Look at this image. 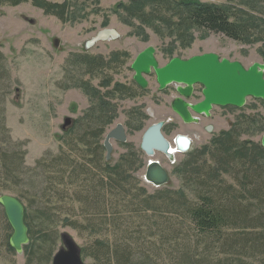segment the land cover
Returning <instances> with one entry per match:
<instances>
[{
  "label": "rangeland",
  "instance_id": "374dc122",
  "mask_svg": "<svg viewBox=\"0 0 264 264\" xmlns=\"http://www.w3.org/2000/svg\"><path fill=\"white\" fill-rule=\"evenodd\" d=\"M51 1L58 3L69 1L70 15L66 21L47 15L32 1L17 6L0 4V78H3L0 80V97L5 99L6 122L13 141L27 142V154L23 166L17 172L20 176L17 184L14 185L12 181L11 187L5 189L4 174L0 170V196L9 194L21 199L29 206L32 220L39 208L51 209L52 220L45 229L57 234L55 252L63 246L61 236L64 233L75 240L82 253V249H89L96 239L112 241L123 235L117 231L119 230L117 226V230H114V221L132 223L133 226L137 224L135 222L137 214L129 206L130 203H136L139 197L136 188H131V193L117 204L109 201L107 215L103 216L107 225L100 234L87 226L91 217L86 208L83 210V203L78 201L82 198L78 195L82 190L81 186L92 178L93 181L97 180L96 183L100 182L103 173L86 162L87 158L83 156L85 147L79 144L77 136L88 128L87 123L90 126L93 114L89 110L94 108L98 100L79 84L75 85V81L91 82L99 90V96L109 101L115 110L117 117L99 137L100 144H105L108 132L118 123H122L126 128L127 141L122 144L111 140L113 149L108 154L105 147L103 160L105 158L114 165L121 155L136 148L142 153L144 162V166L135 173L139 178L137 188L145 189L150 195L158 192L183 191L192 197L191 184H187L183 171L179 173L182 163L190 154L204 147L214 150L213 139L233 125L239 124V141L249 140L254 144H261L264 127L258 125L259 116L264 118V100L248 98L241 108L215 106L210 117L202 116L200 124L184 123L171 110L170 105V100L177 95L174 90V85H177L172 84L163 90L164 92H160L153 72L148 76L149 86L142 89L134 83V71L130 65L139 52L152 45L156 48V57L161 66L174 57L187 59L194 55L214 52L221 58L240 61L245 67H249L255 62L264 63V39L244 43L220 33L193 28L190 30L192 41L184 44L177 33L172 32L164 24L157 22L154 25H146L127 16L122 4L129 5L132 0ZM188 1L213 3L233 10L248 11L256 16L264 27V0ZM106 29L115 31L117 35L115 37L111 35L104 41L91 42ZM255 32L264 36V29ZM118 50L130 55V59L123 67L113 64L108 70L93 73L86 71L85 64L77 62L73 66L76 53L107 58ZM1 64L4 67H1ZM107 79L112 81L108 87L105 85ZM117 82L130 86L132 95L119 93L109 95L107 91ZM195 89L193 102L203 99L202 86L196 85ZM163 93H167L168 96ZM67 117L72 118L73 122L64 130L62 126ZM169 118L172 120L168 122L166 120L163 132L173 149L176 147L178 135L188 136L189 149L182 153L174 152L172 159L161 152L148 157L140 149L144 132L151 124ZM46 153H51L53 157L64 154L63 158L70 157L74 162H79L78 165L84 164V172H80L79 176L76 174L77 178L64 179L61 183V166L68 170L66 165L60 164L57 169L50 172L46 166L43 168V165L36 168L37 160ZM206 158L209 159V155ZM150 160L160 162L167 169L170 176L167 184L156 187L146 181L145 172ZM205 161L201 160L202 163ZM231 183L235 188L242 189L236 181ZM163 216L167 217V214L164 213ZM32 224L37 233L41 228L38 221L33 220ZM8 233L10 238L13 229L11 227V232L7 229L0 215V264H26L27 256L24 251L18 253L15 250V253H11L6 249ZM134 240H131L132 243ZM50 246L48 244L46 252L50 251ZM162 251V255L169 257L165 250ZM82 258L86 264H94L92 258L83 256ZM46 260L45 257L41 264H52V259L49 263Z\"/></svg>",
  "mask_w": 264,
  "mask_h": 264
},
{
  "label": "trees",
  "instance_id": "16d2710c",
  "mask_svg": "<svg viewBox=\"0 0 264 264\" xmlns=\"http://www.w3.org/2000/svg\"><path fill=\"white\" fill-rule=\"evenodd\" d=\"M30 1L47 15H53L63 22L69 18V1L58 3L51 0H0V4L17 6ZM122 5L127 16L146 25L157 22L164 24L172 32H176L184 44L192 41L190 30L193 28L220 33L244 43L264 39L263 34L255 32L264 29L256 16L248 11L233 10L223 5L188 0H132L129 5ZM129 59L130 55L121 50L112 52L107 58L76 53L73 66L77 62L85 64L86 71L97 73L112 68L113 64L123 67ZM1 67H4L3 64ZM111 83L107 79L105 85L108 87ZM78 84L91 92L98 102L89 110L93 114L90 126L87 123L88 128L77 139L85 147L83 156H86V162L103 173L100 182L90 179L81 186L82 190L78 195L82 198L78 201L83 203V210L86 208L91 217L87 226L100 234L107 225L103 216L107 215L110 200L117 204L131 193V188H136L139 197L136 203H130V206L127 203L137 214V224L133 226L132 223L114 221V230H117V226V231L123 235L112 241L96 239L89 249H82L83 257L92 258L94 264H264L262 142L254 144L249 140L239 141V124L233 125L213 139L214 150L204 147L190 154L182 163L179 173L183 171L187 184H191L192 197L183 191L150 195L145 189L137 188L139 178L135 173L144 166V162L142 153L136 148L121 155L114 165L105 158L103 160L105 146L100 144L99 137L117 116L110 102L99 96V90L91 82L75 81V85ZM131 89L130 86L117 82L107 92L109 95L119 93L131 96ZM0 98V170L4 174V188L8 189L12 181L15 185L20 178L17 172L24 164L27 142L13 141L6 122L5 99ZM258 126L264 127V118L261 116ZM63 155L53 157L51 153H46L37 160L36 168L43 165L50 172L60 164L66 165L68 170L61 166V183L64 179L77 178L76 174L79 176L80 172H84V164L78 165L79 162H74L70 157L65 159ZM207 155L209 159L206 158ZM202 159L206 161L202 163ZM231 181H236L242 189L235 188ZM24 206L30 238L29 244L24 246L26 264H41L45 257L49 263L55 252L57 238V234L45 229L52 220L51 209L39 208L33 218L41 227L36 233L29 206ZM164 213L167 217L163 216ZM0 215L11 232L1 204ZM10 238L8 233L5 246L9 252L15 253ZM133 239L134 243L131 241ZM48 244L51 249L46 252ZM162 250L169 257L162 255Z\"/></svg>",
  "mask_w": 264,
  "mask_h": 264
},
{
  "label": "water",
  "instance_id": "95a60500",
  "mask_svg": "<svg viewBox=\"0 0 264 264\" xmlns=\"http://www.w3.org/2000/svg\"><path fill=\"white\" fill-rule=\"evenodd\" d=\"M111 35L115 37L117 33L110 29L103 30L91 42L104 41ZM132 69L135 72L134 80L141 88L148 87L147 76L153 71L161 90L176 84L179 95L173 99L171 106L188 124L199 122L203 115L210 117L215 106L241 108L248 98L264 100V63L261 62L245 67L240 61L221 58L217 53L208 52L187 59L174 57L161 66L156 57V48L151 45L136 56ZM196 85L203 87V99L193 102ZM72 122V118L67 117L63 129L66 130ZM165 124L164 120L157 121L144 132L140 146L148 157L161 152L171 158L174 152L181 150L182 145H187L188 148L189 141L185 139V142L182 136H178L176 147L173 149L163 132ZM111 139L121 142L127 140L123 124H118L108 133L104 144L108 154L113 149ZM261 142L264 146V135ZM169 177V172L160 162H148L145 172L148 183L160 187L168 183ZM0 204L13 229L10 244L18 253H22L24 246L30 242L29 228L25 221V206L19 198L9 194L0 196ZM61 238L63 246L53 254L52 264H86L81 248L75 240L67 233L62 234Z\"/></svg>",
  "mask_w": 264,
  "mask_h": 264
},
{
  "label": "flooded vegetation",
  "instance_id": "af4514ba",
  "mask_svg": "<svg viewBox=\"0 0 264 264\" xmlns=\"http://www.w3.org/2000/svg\"><path fill=\"white\" fill-rule=\"evenodd\" d=\"M139 53H140V52H139ZM139 53H138V54H139ZM86 54H87V53H86ZM138 54H137V55H138ZM94 56H98V55H94ZM135 58H136V57H135ZM135 58H134V60H135ZM134 60L132 61L131 65H130V68H131V69H132V64H133ZM242 64H243V63H242ZM132 70H133V69H132ZM133 71H134V70H133ZM153 72H154V71H153ZM153 72H152V73H153ZM152 73H151V74H152ZM134 74H135V72H134ZM155 75H156V74H155ZM148 76H149V75H148ZM148 76H147V80H148ZM133 80H134V76H133ZM134 83L137 84V83L135 82V80H134ZM137 85H138V84H137ZM138 86H139V85H138ZM148 86H149V85H148ZM169 86H170V85H169ZM139 87H140V86H139ZM195 87H196V86H195ZM140 88H141V87H140ZM166 88H167V87H166ZM166 88H165V89H166ZM142 89H145V88H142ZM165 89H162V90H161V89L159 88L160 92H164L163 90H165ZM174 90H175V92H176V94H177L175 97H177V96L179 95V93L177 92V86H175V85H174ZM195 90H196V89H195ZM195 90H194V93H195ZM202 90H203V87H202ZM194 93H193V95H194ZM163 94H165V96H168L167 93H163ZM202 95H203V93H202ZM175 97H173V98L170 100V105H171V103H172V101H173V99H174ZM171 110L173 111L172 106H171ZM177 116H178V115H177ZM178 117H179V116H178ZM179 118H180V117H179ZM180 119H181V118H180ZM201 119H202V116L200 117L199 122H194V123H199V124H200ZM166 120H167V122H168V121H171L172 119L169 118V119H165V121H166ZM181 121L184 122L182 119H181ZM184 123H185V122H184ZM118 124H122V123H118ZM118 124H117V125H118ZM166 124H167V123H166ZM166 124H165V126H166ZM117 125H116V126H117ZM116 126H115V127H116ZM123 126H124V125H123ZM115 127H114V128H115ZM124 127H125V126H124ZM207 127H208V126H207ZM207 127H206V130L209 131V130L207 129ZM114 128H113V129H114ZM111 130H112V129H111ZM111 130H110V131H111ZM125 130H126V128H125ZM163 130H164V129H163ZM110 131H109V132H110ZM109 132H108V133H109ZM211 132H212V131H211ZM126 135H127V133H126ZM107 136H108V134H107ZM107 136H106V139H107ZM178 136H179V137L182 136L184 141H185V139H186V141H187V142L189 141V143H190V140H189L188 136H185V135H178ZM178 136H177V137H178ZM111 140H115V141L120 142V143H122V144L125 143V142L127 141V140H126L125 142H121V141H118V140H116V139H111ZM186 141H185V142H186ZM140 145H141V143H140ZM104 146H105V145H104ZM189 147H190V144H189ZM189 147H188V149H189ZM140 149H141V146H140ZM188 149H187V150H188ZM141 151L144 152L142 149H141ZM177 153H182V152L177 151ZM144 154H145V152H144Z\"/></svg>",
  "mask_w": 264,
  "mask_h": 264
},
{
  "label": "bare ground",
  "instance_id": "6f19581e",
  "mask_svg": "<svg viewBox=\"0 0 264 264\" xmlns=\"http://www.w3.org/2000/svg\"><path fill=\"white\" fill-rule=\"evenodd\" d=\"M187 145H182L180 148L181 150L179 149V152H182V151H186L188 148L186 147ZM189 147V146H188ZM183 148V149H182ZM178 151V150H177ZM173 157V155H171Z\"/></svg>",
  "mask_w": 264,
  "mask_h": 264
}]
</instances>
